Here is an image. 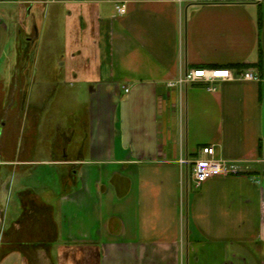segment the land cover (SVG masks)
<instances>
[{
	"label": "crops",
	"instance_id": "0c3cea01",
	"mask_svg": "<svg viewBox=\"0 0 264 264\" xmlns=\"http://www.w3.org/2000/svg\"><path fill=\"white\" fill-rule=\"evenodd\" d=\"M0 264H264V0H0Z\"/></svg>",
	"mask_w": 264,
	"mask_h": 264
},
{
	"label": "built area",
	"instance_id": "2783aa9c",
	"mask_svg": "<svg viewBox=\"0 0 264 264\" xmlns=\"http://www.w3.org/2000/svg\"><path fill=\"white\" fill-rule=\"evenodd\" d=\"M117 10L120 14H125L126 6L119 5ZM223 81H260V77L253 71L234 73L227 68H199L187 71L178 80L170 83L169 86L182 87L189 83L208 82L214 84ZM209 90L215 91L216 88L211 85ZM199 154V157L186 161L191 167V174L197 188H200L210 179L236 171L229 161L217 158L215 146H205L200 150Z\"/></svg>",
	"mask_w": 264,
	"mask_h": 264
},
{
	"label": "rangeland",
	"instance_id": "374dc122",
	"mask_svg": "<svg viewBox=\"0 0 264 264\" xmlns=\"http://www.w3.org/2000/svg\"><path fill=\"white\" fill-rule=\"evenodd\" d=\"M61 24H63L61 22ZM64 28V26H61ZM65 34V29H61V32L57 35V39L51 41V36L43 35L39 41V53L38 59L41 61H46L49 59L59 58L61 52H63L65 47V39L67 38ZM15 55V54H14ZM87 83L78 82H68L63 86L62 92L66 95L63 97L65 99L64 104L66 107H71L73 110L78 112L79 117L86 116V106L91 102L90 90ZM82 121V120H81Z\"/></svg>",
	"mask_w": 264,
	"mask_h": 264
}]
</instances>
